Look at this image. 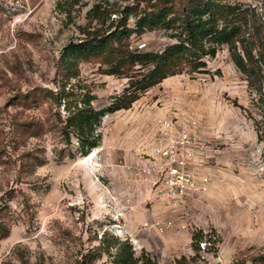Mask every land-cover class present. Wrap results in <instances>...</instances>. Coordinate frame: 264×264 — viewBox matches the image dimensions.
I'll return each instance as SVG.
<instances>
[{
    "label": "rangeland",
    "instance_id": "rangeland-1",
    "mask_svg": "<svg viewBox=\"0 0 264 264\" xmlns=\"http://www.w3.org/2000/svg\"><path fill=\"white\" fill-rule=\"evenodd\" d=\"M226 1L248 9L260 41L249 43L259 55L264 0ZM149 3L155 0H0V264H118L127 245L157 264H264L256 92L226 46L205 58L208 74L183 73L136 92L148 67L126 63V55L175 43L169 31L137 30ZM95 7L106 23L89 16ZM123 17L135 31L130 38L66 69L69 43L95 29L114 31ZM87 95L98 110L136 101L102 118L99 147L84 157L64 127ZM165 119L197 126L201 172L212 181L206 195L178 209L153 196L138 170L147 159L141 149L151 151ZM167 220L175 224L164 233L145 227Z\"/></svg>",
    "mask_w": 264,
    "mask_h": 264
},
{
    "label": "trees",
    "instance_id": "trees-1",
    "mask_svg": "<svg viewBox=\"0 0 264 264\" xmlns=\"http://www.w3.org/2000/svg\"><path fill=\"white\" fill-rule=\"evenodd\" d=\"M148 5L149 9L137 16V30L140 33L169 31L175 43L160 53L136 52L126 55V63L148 67L147 74L136 83V92L146 91L169 77L183 73L208 74L205 58L215 57L220 48L226 46L233 62L247 76L249 86L256 92L261 125L264 126V44L259 55H256L252 44L257 47L256 43L260 41L255 30H250L248 9L226 0H155V3ZM89 16L93 20L104 19L105 22L106 15L99 7L93 8ZM110 28L87 31L86 39L69 43L63 55L66 69L70 72L74 70L75 63L80 59L107 55L111 40L124 42L135 33L128 27L127 17L122 18L116 30L111 31ZM247 34L249 38L246 37ZM131 86H135L134 83ZM94 100L93 95H87L81 106L75 107L65 120L64 133L69 140L72 134L76 135L79 150L84 157L99 147L101 135L97 131L102 118L107 114L129 109L136 101L132 100L125 106L98 110L92 105ZM257 133L259 140L264 139V132L258 129ZM197 238L198 236H194L195 244H198ZM117 262L157 264L152 258H136L132 247L128 245L117 255Z\"/></svg>",
    "mask_w": 264,
    "mask_h": 264
},
{
    "label": "built area",
    "instance_id": "built-area-1",
    "mask_svg": "<svg viewBox=\"0 0 264 264\" xmlns=\"http://www.w3.org/2000/svg\"><path fill=\"white\" fill-rule=\"evenodd\" d=\"M160 131L150 152L141 149L146 162L138 163L139 175L151 186L153 196L167 202L173 208L187 207L190 197L201 198L211 186V178L199 169L203 148L201 134L190 121L174 122L171 119L158 123ZM202 167V166H201ZM175 222L157 221L146 223L147 230L164 233L174 227ZM182 229L186 227L181 226Z\"/></svg>",
    "mask_w": 264,
    "mask_h": 264
},
{
    "label": "crops",
    "instance_id": "crops-1",
    "mask_svg": "<svg viewBox=\"0 0 264 264\" xmlns=\"http://www.w3.org/2000/svg\"><path fill=\"white\" fill-rule=\"evenodd\" d=\"M199 169H200L201 171H203V170H204V168H203V167H201L200 165H199Z\"/></svg>",
    "mask_w": 264,
    "mask_h": 264
}]
</instances>
